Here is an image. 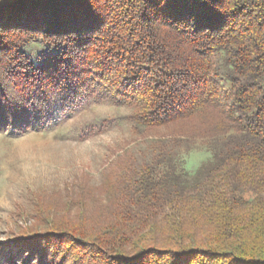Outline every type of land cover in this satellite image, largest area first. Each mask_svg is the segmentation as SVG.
Masks as SVG:
<instances>
[{
    "label": "trees",
    "instance_id": "16d2710c",
    "mask_svg": "<svg viewBox=\"0 0 264 264\" xmlns=\"http://www.w3.org/2000/svg\"><path fill=\"white\" fill-rule=\"evenodd\" d=\"M92 100L131 106L144 147L41 202L53 230L15 243L73 240L89 264H264V0H0V129ZM197 140L211 159L190 178L180 150Z\"/></svg>",
    "mask_w": 264,
    "mask_h": 264
},
{
    "label": "rangeland",
    "instance_id": "374dc122",
    "mask_svg": "<svg viewBox=\"0 0 264 264\" xmlns=\"http://www.w3.org/2000/svg\"><path fill=\"white\" fill-rule=\"evenodd\" d=\"M133 113L128 104L92 100L75 112L56 110L45 128L0 129V264H89L88 259H95L93 253H81L75 241H58V236L30 245L15 241L26 233L53 230L51 217L37 212L41 202L67 201L85 186H101L106 169L122 152L144 147L145 138L128 119ZM209 142L197 140L180 150L190 178L211 159ZM79 211L76 205L71 214L61 211L55 219L63 221ZM40 251L44 256L36 257ZM67 258L72 261L66 263Z\"/></svg>",
    "mask_w": 264,
    "mask_h": 264
}]
</instances>
